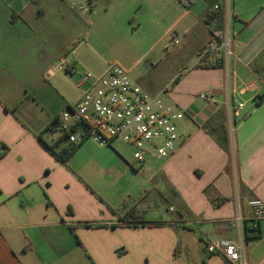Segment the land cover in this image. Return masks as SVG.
<instances>
[{
    "label": "crops",
    "instance_id": "obj_1",
    "mask_svg": "<svg viewBox=\"0 0 264 264\" xmlns=\"http://www.w3.org/2000/svg\"><path fill=\"white\" fill-rule=\"evenodd\" d=\"M92 1V11L84 13L71 0H0V145L8 148L0 159V264H180L173 253L179 224L203 228L204 253H195L199 263L228 264L207 247L241 237L234 220L238 213L244 229L254 225L259 231L249 240L243 231L248 264H264V217L255 221L247 205L250 199L264 203V0H232L229 70L219 54L199 59L225 27L224 0ZM217 4L220 9L214 11ZM144 17L158 26L150 32L153 43L170 35L182 50L180 59L175 54L170 63L172 86L165 96L187 112L180 123L185 139L174 156L159 162L118 161L107 151L126 170L151 171L156 164L169 170L166 180L174 199L179 191L184 197L190 221L145 220L134 198L141 191L115 188L114 178L102 168L105 161L97 155L112 146L89 139L65 166L39 140L64 108L77 103H71L61 82L51 85L59 73L46 80L45 71L65 57L71 67H87L96 75L104 69L101 64L107 67L109 60L130 51V42L136 49L143 45L139 29ZM160 28L161 37H156ZM72 79L77 87V76ZM134 81L150 93L167 86L156 90ZM202 93L213 94L217 102L204 103ZM228 97L244 107L226 148L215 136L227 129ZM89 148L96 154L86 153ZM91 167H98L99 176ZM130 208L144 226L119 222ZM167 212L176 208L170 204Z\"/></svg>",
    "mask_w": 264,
    "mask_h": 264
},
{
    "label": "built area",
    "instance_id": "obj_2",
    "mask_svg": "<svg viewBox=\"0 0 264 264\" xmlns=\"http://www.w3.org/2000/svg\"><path fill=\"white\" fill-rule=\"evenodd\" d=\"M224 1L225 27L201 51L199 59L219 54L224 67L229 70L233 57L234 14L232 0ZM71 4L88 13L92 11L95 2L71 0ZM219 9V4L213 8L214 11ZM173 42L178 43L174 38ZM59 72H64L69 79L77 76L76 85L81 98L73 107L61 112L47 133L49 140L61 138L73 145L91 139L105 147H111L114 142H122L132 148L133 159L139 164H145L149 159L174 156L184 141L185 133L180 129V123L187 117V112L163 98L169 91L168 86L157 93H150L131 79L129 72L113 64H108L106 71L98 76L71 67L65 57L51 65L44 77L50 80ZM199 99L206 104L217 102L215 96L209 93L200 94ZM243 107V103L230 97L225 102L229 145L236 128L235 119ZM247 205L255 221L264 217L262 200L250 199ZM234 220L241 230V237L234 241L211 243L207 251L222 255L228 264H248L244 249V217L238 213Z\"/></svg>",
    "mask_w": 264,
    "mask_h": 264
},
{
    "label": "rangeland",
    "instance_id": "obj_3",
    "mask_svg": "<svg viewBox=\"0 0 264 264\" xmlns=\"http://www.w3.org/2000/svg\"><path fill=\"white\" fill-rule=\"evenodd\" d=\"M143 20V25H141L139 29V37H144V39H146L143 42V45L140 48L138 47V50V48H133L130 42V51L127 53H121L120 56H115L114 59L109 60V63L129 72L131 79L143 82L144 86H149L151 88H155L156 90H159L165 85L171 88L172 85L168 83L171 72L170 63L174 61L175 54H177L176 57L180 59L182 50L179 45H175L173 43V39L170 35L159 44H156L155 42L153 43V41L150 40V32L152 29L156 30V27L158 26L153 25V19L150 17H144ZM159 30L160 31L155 34L156 37L157 35L158 37L161 35V28ZM142 54H147V57L140 60V56ZM101 65L104 66V69L96 73L98 76L101 75L106 68V64L103 63ZM79 69L82 72L88 71L87 67H80ZM57 81L61 82L69 91L72 96L70 100L71 103L79 101L80 90L75 86L73 79H69L64 72H59L58 76L51 82V85L56 86ZM166 94L167 93L163 95V98L166 101L172 102L165 96ZM65 109L66 108L62 111ZM45 138L49 141L47 134H45ZM66 143L67 142L65 141L63 144ZM107 149H109L112 153L114 152L113 155L118 161H123L122 158L129 161L133 159L132 148L122 142H114L112 148L103 149L104 152H99L97 156L100 160L103 159L105 161L102 168L114 178L115 188L125 190L131 187L132 194H134L135 191H141L140 195H134V198L137 203L140 202V209L143 212L142 215L145 220L163 221L165 219H171L172 217L175 218V221L179 222L191 220L189 219V214H186L184 209L185 199L181 195L179 189L178 199H174L173 186L166 180L164 175V172L167 174L169 170L164 171L162 167L159 168V164H156L154 170L150 169L151 171L146 170V168L139 169L137 172H134L130 168H128L129 170H126L124 165L120 166L118 162H115V158L111 160L110 153ZM96 151L97 150L94 148H89L86 153L95 155ZM83 156L87 157L84 154ZM165 159H156V162L165 161ZM80 160L81 156H78L77 161ZM94 164L95 163L92 165ZM109 164H111L112 167L107 168ZM91 169L94 170L92 173H96L98 175V167H91ZM144 189L148 190V192L146 193ZM170 204L176 208V212L166 213ZM179 214L183 216V220ZM177 227L178 228L174 231V233H178L180 241L173 245V253L176 254L175 257L178 258L180 264H201L196 258L195 253H204L203 247L205 248L206 246L205 239L200 237V230L203 228L195 225L194 229L191 230L190 228L180 226V224Z\"/></svg>",
    "mask_w": 264,
    "mask_h": 264
},
{
    "label": "trees",
    "instance_id": "obj_4",
    "mask_svg": "<svg viewBox=\"0 0 264 264\" xmlns=\"http://www.w3.org/2000/svg\"><path fill=\"white\" fill-rule=\"evenodd\" d=\"M255 70L257 72L259 71L257 67H255ZM264 80V76H263ZM55 124V121L50 124L47 128L42 131V133L39 135V140L41 143L47 148V150L60 162H62L65 166H68L69 161L74 156L76 150L81 146L82 143L79 144H63L65 143L64 139H54V140H45L44 136L48 133V131L51 129V127ZM224 125V124H223ZM226 126H224L225 128ZM215 139L217 140L218 144L222 147L228 148L229 146V139L227 134V129L222 130V133L220 135L215 136ZM8 152V148L6 145L1 144L0 145V159L3 158ZM112 211L115 214H119L117 210L112 209ZM119 222H121L122 225L126 226H132L137 227V223H142L144 220L141 217H138L134 213V208H130L124 215L118 217ZM136 224V225H135ZM143 225V223H142ZM162 225V224H157ZM86 228H101L102 225L99 224H85ZM144 226V225H143ZM71 231H74V227H70ZM245 232V239L249 240L251 238H256L259 235V231L257 226H245L244 229Z\"/></svg>",
    "mask_w": 264,
    "mask_h": 264
}]
</instances>
